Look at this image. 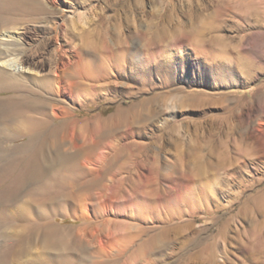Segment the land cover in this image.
<instances>
[{"label":"rangeland","instance_id":"obj_1","mask_svg":"<svg viewBox=\"0 0 264 264\" xmlns=\"http://www.w3.org/2000/svg\"><path fill=\"white\" fill-rule=\"evenodd\" d=\"M42 1L22 27L62 33L55 113L104 180L14 264H264V0Z\"/></svg>","mask_w":264,"mask_h":264},{"label":"bare ground","instance_id":"obj_2","mask_svg":"<svg viewBox=\"0 0 264 264\" xmlns=\"http://www.w3.org/2000/svg\"><path fill=\"white\" fill-rule=\"evenodd\" d=\"M50 5L0 0V264L20 259L42 228L47 243L61 242L60 230L51 222L57 209L51 205L98 188L104 180L92 177V170L83 165L85 149L68 147V123L55 113L63 107L60 98L51 97L62 95L58 84L78 78L59 73L65 60L64 46L57 45L62 33L53 27L44 36L38 27H22L24 20L36 22L52 14ZM52 5L57 6V0ZM27 196H40L42 210L33 231L23 234V222L31 213L25 209Z\"/></svg>","mask_w":264,"mask_h":264}]
</instances>
